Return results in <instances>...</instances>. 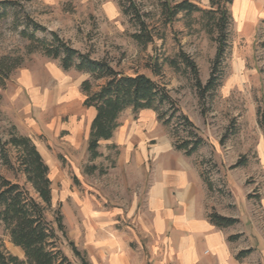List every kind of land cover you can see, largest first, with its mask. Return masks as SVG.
<instances>
[{
    "label": "rangeland",
    "instance_id": "374dc122",
    "mask_svg": "<svg viewBox=\"0 0 264 264\" xmlns=\"http://www.w3.org/2000/svg\"><path fill=\"white\" fill-rule=\"evenodd\" d=\"M15 1L19 6L0 23V54L24 56V63L0 90V137L6 141L15 126L32 139L49 166L53 207L47 218L54 221V211L61 206L68 233L63 248L69 259L81 264L69 247L73 242L90 264H110L115 241L127 246L137 262L163 264L165 249L143 230L149 224L143 202L135 209L136 202L128 201L131 189L124 162L150 166L156 160L150 155L155 147L174 148V132L181 138L187 132L178 122L179 115L166 126L152 110H127L115 136L118 147L101 144L102 157L91 160L87 141L92 112L84 108L81 90L85 81L92 82L90 74L66 72L59 60L42 51L26 54L30 42L19 35L27 28L26 13L47 29L36 32L37 38L50 42L48 33L57 32L79 52L106 60L126 76H149L170 94L175 108L197 125L204 139L192 157L177 152L179 158L193 159L213 185L211 191L207 186V212L237 219V224L224 229L236 236L231 242L237 253L251 251L244 264H264V0H213L225 5L230 17L223 36L226 52L219 63L214 62L221 37L220 6L211 0H187L201 12H182L173 22L164 13L165 0H134L154 35L146 46L133 38L139 26L123 14L118 0H58L54 5L44 0ZM182 1L186 0H172V4ZM212 73L220 78L219 86L201 96L196 80L205 86ZM104 83L93 82V91ZM169 152L159 161L173 158ZM15 156L11 151L14 162ZM90 166L98 170L90 172ZM0 174L15 181L1 161ZM18 180L23 184V179ZM30 193L35 195L33 189ZM0 248L25 260L3 226Z\"/></svg>",
    "mask_w": 264,
    "mask_h": 264
},
{
    "label": "trees",
    "instance_id": "16d2710c",
    "mask_svg": "<svg viewBox=\"0 0 264 264\" xmlns=\"http://www.w3.org/2000/svg\"><path fill=\"white\" fill-rule=\"evenodd\" d=\"M233 3L232 0H226ZM119 6L125 16L131 17L137 22L139 32L133 38L142 46L152 42L154 35L147 30L146 20L140 16L139 8L134 0H118ZM217 12L220 20L217 28L221 33L218 45V52L214 63H219L226 52L223 38L229 24L230 17L228 9L221 3ZM19 4L15 0H0V23L8 19L10 13L15 11ZM165 15L169 22L184 12L186 14L201 12V9L194 3L182 1L172 4V0H165ZM26 29L19 32L23 39L30 42L26 54L31 55L42 51L44 55L52 60H59L61 68L69 72L75 70L79 73L90 74L91 80L85 81L81 90L86 97L84 108H93L96 112L95 118L90 124L87 152L91 160L102 157L99 153L101 142L113 138L120 127V118L127 111L134 113L152 110L157 114L158 121L162 125L170 126L171 122L178 116V122L187 132L186 137H179L177 131L174 137L177 139L174 148L183 152L187 157H192L204 145V139L200 137V130L190 118L180 109L175 108V102L170 94L162 88L155 80L143 74L126 76L116 70L106 60H95L90 53L83 54L65 40L58 36V33L49 32L52 38L39 39L36 32H47L43 26L35 23L26 13L24 18ZM33 28L32 32L28 29ZM1 37V36H0ZM35 46V47H34ZM24 63V56L0 54V90L7 87V82L12 75L20 70ZM190 64V63H189ZM196 71L195 65L190 64ZM159 74L158 69L153 71ZM208 83L202 86L200 80H196V87L205 96L208 92L214 91L219 86L220 78L212 73ZM105 81L97 91H93V82ZM172 109L170 110L164 109ZM170 111V116L167 112ZM264 127V124H262ZM11 151H15V162L11 159ZM0 161L14 175L15 181L9 180L0 174V226L9 235L10 242L16 248L23 250L25 260H20L0 248V264H75L64 252V242L68 240V233L61 213V206L54 211V221L47 218L48 211L53 207V188L50 179L49 166L42 158L36 144L32 139L21 135L16 127H12L10 136L6 141L0 137ZM240 165V164H239ZM238 165V166H239ZM98 170L96 166H90L89 171ZM103 172V171H100ZM204 183L211 191L213 185L208 183L201 173ZM18 179H23V184ZM33 189L35 195L30 193ZM210 224L220 229L237 224L235 218L224 217L216 212L208 216ZM236 239V236L229 237V241ZM74 257L81 264H90L85 255L69 242ZM251 251H243L236 257L242 261Z\"/></svg>",
    "mask_w": 264,
    "mask_h": 264
},
{
    "label": "crops",
    "instance_id": "0c3cea01",
    "mask_svg": "<svg viewBox=\"0 0 264 264\" xmlns=\"http://www.w3.org/2000/svg\"><path fill=\"white\" fill-rule=\"evenodd\" d=\"M44 1L54 5L58 0ZM88 109L93 120L96 112L93 108ZM119 129L112 139L101 144L118 147L115 136ZM172 147H155L150 155L156 160L150 166H140L137 161L130 165L124 162L128 171L127 186L131 189L128 201L136 202L135 209L143 202V215L149 218V224L144 225L143 230L153 235L157 244L165 249L163 264H244V260L237 259L239 252L229 241L231 234L211 225L208 220V188L197 163H192L191 158H179ZM165 152L173 158L159 161ZM113 244L115 253L110 264H144L132 259L127 246L115 241ZM117 249L123 253H116Z\"/></svg>",
    "mask_w": 264,
    "mask_h": 264
}]
</instances>
